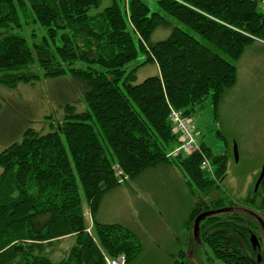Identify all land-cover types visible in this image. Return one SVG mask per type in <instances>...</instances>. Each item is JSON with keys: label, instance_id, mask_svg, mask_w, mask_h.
<instances>
[{"label": "trees", "instance_id": "16d2710c", "mask_svg": "<svg viewBox=\"0 0 264 264\" xmlns=\"http://www.w3.org/2000/svg\"><path fill=\"white\" fill-rule=\"evenodd\" d=\"M104 1L0 0V85L53 81L80 92L49 132L27 128L0 153V264H105L102 252L130 264L141 251L136 235L98 214L124 179L161 165L187 177L196 199L186 222L191 236L201 213L234 206L211 198L227 174L225 154L201 145V153L168 156L179 144L169 116L173 109L191 121L208 101L217 114L246 49L264 41L263 0H155L156 11L146 0H109L101 10ZM159 29L170 35L152 43ZM140 53L141 66L155 64L159 75L135 84L139 67L127 66ZM204 157L214 174L202 167ZM251 203L264 209L263 201ZM85 206L98 243L86 232ZM213 218L201 222L197 240ZM71 235L74 246L54 262L49 248Z\"/></svg>", "mask_w": 264, "mask_h": 264}, {"label": "rangeland", "instance_id": "374dc122", "mask_svg": "<svg viewBox=\"0 0 264 264\" xmlns=\"http://www.w3.org/2000/svg\"><path fill=\"white\" fill-rule=\"evenodd\" d=\"M146 1L151 9L156 11L155 0ZM109 2L105 0L101 10ZM260 9L264 12V0L260 4ZM179 26L187 30L186 27ZM37 34L42 37L46 32L43 28L37 27ZM169 35L170 31L159 29L153 34L151 42L164 41ZM29 43L32 44V41ZM146 59L147 56L140 53L138 58L127 66L129 71L139 67L135 84H141L147 78L158 74L155 64L141 66ZM82 66L78 65V67ZM237 69V83L224 94L217 114L211 102L208 101L194 115L191 122L196 128L194 140L199 150L196 153H201V145H205L212 155L225 154L227 156V174L218 182L219 190L211 192V198L216 200L221 196L226 197L238 206L244 205V201L249 198L247 203L252 207L254 190L264 167L263 40H256L246 49L237 63ZM32 71L41 74L37 67H34ZM75 89L79 90V87L75 86ZM77 93L79 94H76L70 85H58L53 81H42L29 85L19 84L15 90L0 85V153L11 144L21 142L23 132L27 128H34L41 133L49 132L50 123L57 124V121L62 119L64 104L70 99L75 104L80 99L78 96L80 92L77 91ZM78 107L77 110L85 109V105H78ZM51 116L52 120L49 119ZM178 148L179 144L173 152ZM171 153L168 156L172 159L179 155L174 153L171 155ZM204 161L210 163L206 157ZM169 166L176 169L187 183V177L179 167ZM208 171L212 173L213 170ZM116 173L118 176L121 174L119 171ZM1 174L2 169L0 168ZM167 178L169 176L166 173L149 170L133 181L124 179L121 182L122 189L113 190L105 198L102 219L110 224L127 226L140 243L141 251L130 264H173L181 244L186 240L196 238L195 233L191 236L186 225L196 199L188 184H186L187 187H183L179 181L175 180L163 183V180ZM144 179L149 180L144 181ZM170 179L174 178L170 176ZM152 180L158 182L152 183ZM140 183L154 192L142 193L141 190L146 187L139 185ZM160 183L163 184L160 185ZM127 184H130L129 189ZM172 189L177 193H173ZM132 190L136 193L134 194ZM257 191L258 196H264V182ZM196 193L204 201H209L208 197L202 196L197 190ZM261 198L255 196L257 205L262 201ZM84 215L86 232L98 243L93 220L86 206ZM75 241L76 235L61 238L49 248V256L54 262H59L74 246ZM102 255L105 264L107 260L118 257V259L125 260L123 264H127L125 255L116 258H110L105 252H102Z\"/></svg>", "mask_w": 264, "mask_h": 264}, {"label": "flooded vegetation", "instance_id": "af4514ba", "mask_svg": "<svg viewBox=\"0 0 264 264\" xmlns=\"http://www.w3.org/2000/svg\"><path fill=\"white\" fill-rule=\"evenodd\" d=\"M257 192L254 198L264 202ZM248 200L227 210L203 212L214 213L204 231L206 239L183 242L173 264H264V209L251 208Z\"/></svg>", "mask_w": 264, "mask_h": 264}, {"label": "built area", "instance_id": "2783aa9c", "mask_svg": "<svg viewBox=\"0 0 264 264\" xmlns=\"http://www.w3.org/2000/svg\"><path fill=\"white\" fill-rule=\"evenodd\" d=\"M169 119L179 139V148L172 153L176 155L181 153L191 155L198 152L199 150L194 140V137H196L194 135L196 130L194 124L189 119L182 117L179 112L173 109L171 110ZM172 153L171 155H173ZM202 166L207 170H211L210 163L206 161L203 162ZM118 258L107 260V264H123L125 260Z\"/></svg>", "mask_w": 264, "mask_h": 264}, {"label": "crops", "instance_id": "0c3cea01", "mask_svg": "<svg viewBox=\"0 0 264 264\" xmlns=\"http://www.w3.org/2000/svg\"><path fill=\"white\" fill-rule=\"evenodd\" d=\"M156 66V65H155ZM157 67V66H156ZM157 69H158V67H157ZM157 75H159V69H158V74ZM152 171L154 170L155 172H162V173H166V175H168L169 176V178H167V179H165V180H163V183L164 182H170V180H175V181H179L181 184H182V186L183 187H187L186 186V184L187 183H185L186 181H184V178H182L181 177V175L179 174V172L176 170V169H174L173 167H171V166H169V165H161V166H158V167H155V168H153V169H151ZM170 176H172L174 179H170ZM149 179H147V180H145L144 179V181H148ZM139 182V181H138ZM152 183H155V182H158V181H155V180H152L151 181ZM143 183H145L146 184V182H143ZM163 183H160V185H162ZM130 185V184H129ZM129 185L127 184V188L129 189ZM139 185H141V186H144V187H146L145 185H143L142 183H140ZM147 185V184H146ZM155 184H153V186H154ZM147 186H150L149 184L147 185ZM130 188H131V186H130ZM120 190L122 189L121 187L119 188ZM186 191V190H185ZM132 192L135 194L136 192L135 191H133L132 190ZM141 192L142 193H145V194H148V193H152V192H154L152 189H149L148 187H146V188H144V189H142L141 190ZM172 192L173 193H177V192H175V190H173L172 189ZM191 196V195H190ZM104 201H105V199H104ZM104 201H103V204H102V207H101V209H100V212H99V214H98V220L100 221V222H102V223H106V224H110V223H107V221H104L102 218L103 217H101L102 216V212H103V209H104ZM192 211V210H191ZM189 215H190V213H189ZM188 218H189V216H188ZM188 218H187V221H188ZM186 221V222H187ZM123 225V224H122ZM127 227V226H126Z\"/></svg>", "mask_w": 264, "mask_h": 264}, {"label": "water", "instance_id": "95a60500", "mask_svg": "<svg viewBox=\"0 0 264 264\" xmlns=\"http://www.w3.org/2000/svg\"><path fill=\"white\" fill-rule=\"evenodd\" d=\"M235 153H236V160H237V151L236 150H235ZM263 181H264V167H263L261 175L257 181L255 190H258V188L260 187V185L262 184ZM212 214H214V213H203L196 218L195 225H194V233H195L196 237L198 236L199 228H200V224H201L202 220L208 216H211Z\"/></svg>", "mask_w": 264, "mask_h": 264}]
</instances>
